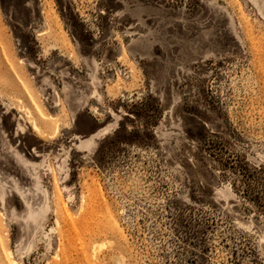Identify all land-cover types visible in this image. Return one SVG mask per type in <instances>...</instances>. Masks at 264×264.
I'll list each match as a JSON object with an SVG mask.
<instances>
[{"label":"rangeland","instance_id":"374dc122","mask_svg":"<svg viewBox=\"0 0 264 264\" xmlns=\"http://www.w3.org/2000/svg\"><path fill=\"white\" fill-rule=\"evenodd\" d=\"M7 256L264 264V0H0Z\"/></svg>","mask_w":264,"mask_h":264},{"label":"bare ground","instance_id":"6f19581e","mask_svg":"<svg viewBox=\"0 0 264 264\" xmlns=\"http://www.w3.org/2000/svg\"><path fill=\"white\" fill-rule=\"evenodd\" d=\"M24 108H22V109H24ZM24 112L25 113H23V116H24L23 118L27 122H29V126H30L31 131L41 141H47L49 136L51 135L48 132V127H47L48 120L47 119L43 120V117L39 112H37L36 114H33V112L31 110L24 111ZM9 256H7L6 258L4 257L5 258V259H3L4 263H2V264H14V261L12 259H10Z\"/></svg>","mask_w":264,"mask_h":264},{"label":"flooded vegetation","instance_id":"af4514ba","mask_svg":"<svg viewBox=\"0 0 264 264\" xmlns=\"http://www.w3.org/2000/svg\"><path fill=\"white\" fill-rule=\"evenodd\" d=\"M31 44H32V47H33L34 51H36L34 53L35 56L37 55L36 53H38V51H42V47H41L40 43H38V42H37V44H35V42H26V41H20V42L17 43V45H22V46H24V45H31ZM23 50H26V48L23 47ZM21 52L24 53L23 51H21ZM31 56L32 55L30 53H27V57L29 59H31ZM33 67L34 68H38V66H36V65H33Z\"/></svg>","mask_w":264,"mask_h":264}]
</instances>
